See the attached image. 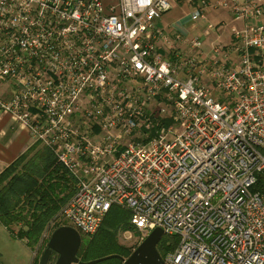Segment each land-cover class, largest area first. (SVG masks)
<instances>
[{"label":"built area","instance_id":"2783aa9c","mask_svg":"<svg viewBox=\"0 0 264 264\" xmlns=\"http://www.w3.org/2000/svg\"><path fill=\"white\" fill-rule=\"evenodd\" d=\"M210 7L198 0L192 24ZM259 20L261 0H223ZM172 0H0V114L72 181L53 223L93 236L112 206L163 264H264V24L199 52L157 26ZM194 52H184L177 45ZM136 220L138 222H136ZM140 223V224H139Z\"/></svg>","mask_w":264,"mask_h":264},{"label":"trees","instance_id":"16d2710c","mask_svg":"<svg viewBox=\"0 0 264 264\" xmlns=\"http://www.w3.org/2000/svg\"><path fill=\"white\" fill-rule=\"evenodd\" d=\"M257 185L264 193V179L259 177ZM72 191V181L52 153L34 144L0 174V226L33 252L42 232L56 219ZM132 219L129 211L112 206L93 236H80V264H121L119 257L127 258L131 251L119 245L118 232L134 230ZM64 225L56 220L53 228ZM176 245L177 238L162 236L156 250L163 257ZM108 256L114 257L90 263ZM30 264H38L37 257Z\"/></svg>","mask_w":264,"mask_h":264},{"label":"crops","instance_id":"0c3cea01","mask_svg":"<svg viewBox=\"0 0 264 264\" xmlns=\"http://www.w3.org/2000/svg\"><path fill=\"white\" fill-rule=\"evenodd\" d=\"M197 1L172 0V8L161 16L157 26L167 35L182 32L181 34L187 39L199 38L201 41L199 52L202 55L208 54L204 50H210L213 45L221 47L229 45L232 41V30H239L249 22L234 18L226 8L214 7L223 0H207L210 7L205 9L204 18L192 24L190 14ZM237 1L240 3L242 0ZM261 2L264 5V0ZM177 47L184 52H194L186 45L178 44ZM7 92L8 87H2L0 97L6 99ZM33 145L31 138L22 127L10 117L0 114V174Z\"/></svg>","mask_w":264,"mask_h":264},{"label":"water","instance_id":"95a60500","mask_svg":"<svg viewBox=\"0 0 264 264\" xmlns=\"http://www.w3.org/2000/svg\"><path fill=\"white\" fill-rule=\"evenodd\" d=\"M161 237L162 233L159 229L152 230L127 258L119 257L121 264H163L156 250ZM80 243V236L74 229L69 226H60L51 232L39 256L38 264H49V259L53 255H55L53 264H80L77 258ZM112 257L114 256L103 257L90 263Z\"/></svg>","mask_w":264,"mask_h":264},{"label":"rangeland","instance_id":"374dc122","mask_svg":"<svg viewBox=\"0 0 264 264\" xmlns=\"http://www.w3.org/2000/svg\"><path fill=\"white\" fill-rule=\"evenodd\" d=\"M262 24H264V16L260 17L259 20H250L247 23V26L255 27ZM204 52L209 53L210 50H204ZM136 222L138 221L136 220ZM61 223L65 222L61 221ZM53 230H55V228H53V225H51L49 228V233L45 238L39 240V243L35 247V251H33V254L25 245L24 241L11 236L4 227L0 226V264H30L33 260V255L35 258L37 257L38 261L40 254L45 248L47 239L49 238ZM132 235L133 236L131 237V239L129 238L127 241L122 240L120 236L118 237L119 245L128 248L131 252L141 243V241L139 240L141 239L140 234L132 233ZM54 261L55 255L51 256V258L49 259V264H53Z\"/></svg>","mask_w":264,"mask_h":264}]
</instances>
